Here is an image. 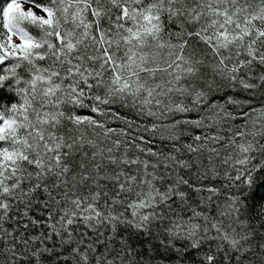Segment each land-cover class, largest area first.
<instances>
[{
  "label": "snow or ice",
  "instance_id": "snow-or-ice-1",
  "mask_svg": "<svg viewBox=\"0 0 264 264\" xmlns=\"http://www.w3.org/2000/svg\"><path fill=\"white\" fill-rule=\"evenodd\" d=\"M0 264H264V0H0Z\"/></svg>",
  "mask_w": 264,
  "mask_h": 264
}]
</instances>
